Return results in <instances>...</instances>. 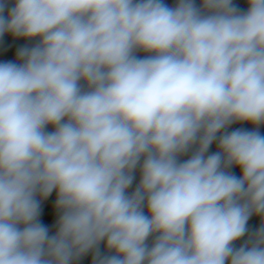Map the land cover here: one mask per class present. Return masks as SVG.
<instances>
[{"label":"clouds","instance_id":"clouds-1","mask_svg":"<svg viewBox=\"0 0 264 264\" xmlns=\"http://www.w3.org/2000/svg\"><path fill=\"white\" fill-rule=\"evenodd\" d=\"M246 4L0 0V43L26 41L0 62V264H264V0Z\"/></svg>","mask_w":264,"mask_h":264},{"label":"crops","instance_id":"crops-1","mask_svg":"<svg viewBox=\"0 0 264 264\" xmlns=\"http://www.w3.org/2000/svg\"><path fill=\"white\" fill-rule=\"evenodd\" d=\"M236 3H238L242 8H246V0H235ZM166 3L169 5L174 3V0H166ZM26 41L23 39H13L11 35H5L3 37V42L0 43V62L7 61V60H15V54L17 47L20 45L25 44ZM241 125H234L233 127H240ZM243 127L250 128V125H243ZM262 132H264V128L261 129ZM211 151H215V145L212 146ZM233 171L236 172L237 175H239V169H233ZM56 199V193L53 192L52 195L44 201L42 205V214H41V220L49 225L50 227L55 223L56 220V212L54 208V202ZM259 218L253 217L249 221V226L252 228L258 227L259 225ZM91 255H88L84 257L79 264H91Z\"/></svg>","mask_w":264,"mask_h":264}]
</instances>
